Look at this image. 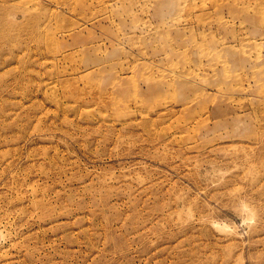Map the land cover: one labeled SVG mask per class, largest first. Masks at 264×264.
Masks as SVG:
<instances>
[{"label": "rangeland", "instance_id": "obj_1", "mask_svg": "<svg viewBox=\"0 0 264 264\" xmlns=\"http://www.w3.org/2000/svg\"><path fill=\"white\" fill-rule=\"evenodd\" d=\"M220 1L0 0V264H264V0Z\"/></svg>", "mask_w": 264, "mask_h": 264}, {"label": "bare ground", "instance_id": "obj_2", "mask_svg": "<svg viewBox=\"0 0 264 264\" xmlns=\"http://www.w3.org/2000/svg\"><path fill=\"white\" fill-rule=\"evenodd\" d=\"M156 1H159V0H156ZM193 1V0H192ZM207 0H204V2H206ZM192 3V2H191ZM191 3L189 2H185L183 3L182 5H180L178 8L181 10V9H187L190 7ZM214 3L215 4H212V6H218L220 4H222L223 2L220 1V0H214ZM226 5H229V3H224ZM231 6H234L233 3L230 4ZM218 10V8H216ZM179 10V11H180ZM175 17H178V14L175 16ZM250 17H248L249 19ZM263 20H264V17H263ZM172 65H175L174 69L173 70H170L168 72V74H173L169 79L171 82L175 83V82H178L179 84H182V83H185L187 84L188 81L192 80V78H197L198 75L196 73H194L193 70H186L188 67H189V63H186L185 60H181V62H173L171 63ZM218 64H220V67L223 71H229V65H228V61L226 60H221V61H218ZM236 75L235 73H230L227 75V77H230L232 75ZM189 85V84H188Z\"/></svg>", "mask_w": 264, "mask_h": 264}]
</instances>
